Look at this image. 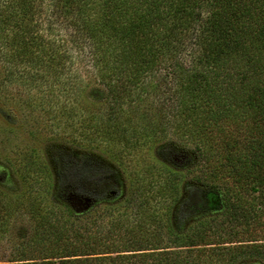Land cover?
I'll return each instance as SVG.
<instances>
[{"label":"trees","instance_id":"trees-1","mask_svg":"<svg viewBox=\"0 0 264 264\" xmlns=\"http://www.w3.org/2000/svg\"><path fill=\"white\" fill-rule=\"evenodd\" d=\"M0 62L7 77L26 67L64 126L84 136L109 133L124 105L157 102L164 122L140 113L148 133L179 116L174 134L194 144L227 201L215 227L173 235L185 253L159 246L153 228L125 227L131 237L118 245L115 217L89 228L46 220L21 257L0 264H264V0H0ZM81 84L104 103L85 128L75 106L54 99Z\"/></svg>","mask_w":264,"mask_h":264},{"label":"rangeland","instance_id":"rangeland-1","mask_svg":"<svg viewBox=\"0 0 264 264\" xmlns=\"http://www.w3.org/2000/svg\"><path fill=\"white\" fill-rule=\"evenodd\" d=\"M10 71L7 77L0 62V263L21 257L20 245L32 242L46 220L89 228L115 217L118 245L131 237L125 227L153 228L160 232L159 246L184 253L187 246L175 245L173 235L188 234L200 222L215 227L221 220L226 187L205 176L194 144L174 134L179 116L170 131L158 125L151 135L140 115L143 109L152 114L150 120H164L154 109L157 102L147 99L124 105L109 133L102 125L84 136L64 126L66 114L50 108L54 102L47 99L44 84L26 79V67L19 64ZM91 86L96 96L101 87ZM87 90L84 86L78 94L54 98L59 105L75 106L74 118L84 121V128L86 115L104 106ZM72 179L75 184L68 186ZM68 191L91 203L75 205ZM187 199L192 208L185 212Z\"/></svg>","mask_w":264,"mask_h":264},{"label":"water","instance_id":"water-1","mask_svg":"<svg viewBox=\"0 0 264 264\" xmlns=\"http://www.w3.org/2000/svg\"><path fill=\"white\" fill-rule=\"evenodd\" d=\"M69 200L71 202H76L75 205H84V208L87 207L89 203H91V199L88 197L76 198L75 196H69Z\"/></svg>","mask_w":264,"mask_h":264}]
</instances>
